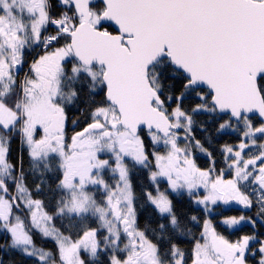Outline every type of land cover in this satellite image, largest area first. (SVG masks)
Segmentation results:
<instances>
[{
	"label": "snow or ice",
	"instance_id": "1",
	"mask_svg": "<svg viewBox=\"0 0 264 264\" xmlns=\"http://www.w3.org/2000/svg\"><path fill=\"white\" fill-rule=\"evenodd\" d=\"M0 231L30 264H264V0H0Z\"/></svg>",
	"mask_w": 264,
	"mask_h": 264
},
{
	"label": "trees",
	"instance_id": "2",
	"mask_svg": "<svg viewBox=\"0 0 264 264\" xmlns=\"http://www.w3.org/2000/svg\"><path fill=\"white\" fill-rule=\"evenodd\" d=\"M234 140V137H228L225 136L222 140L221 143L228 141V142H232ZM11 156L13 158V161L16 159L17 156V150H16V146H13V151L11 153ZM198 164H203V160L198 159L197 160ZM216 210L219 211V214L214 215L215 219L218 221V219H220L224 213H228L229 215H240L241 210L240 209H236V208H232L230 211H227L224 209V207H222V205H219L216 207ZM254 211V210H253ZM252 213L250 212L249 215H251ZM245 231H247V229H245ZM225 235H227L228 233H224ZM3 238V233H0V245H3L4 242L2 241ZM231 239H235V236H231ZM0 258H2L5 261V264H23L25 262V264H30V262L26 259L21 257L18 253L16 252H8L6 250H4L3 248H0Z\"/></svg>",
	"mask_w": 264,
	"mask_h": 264
},
{
	"label": "rangeland",
	"instance_id": "3",
	"mask_svg": "<svg viewBox=\"0 0 264 264\" xmlns=\"http://www.w3.org/2000/svg\"><path fill=\"white\" fill-rule=\"evenodd\" d=\"M10 158L13 160L12 156H10ZM218 206H219V205H218ZM216 207H217V206H215V211H214V214H215V215L219 214V211L216 210ZM222 207H224V209L227 210V211H230L232 208H238V209H239V207H238L237 205H235V204H232V205H225V206L222 205ZM223 216H231V215H229L228 213H224ZM218 220H219V219H218ZM0 233H3V232L0 231ZM6 239H7V237H6V235L3 233L2 241L5 243V242H6ZM23 264H25V262H24Z\"/></svg>",
	"mask_w": 264,
	"mask_h": 264
},
{
	"label": "flooded vegetation",
	"instance_id": "4",
	"mask_svg": "<svg viewBox=\"0 0 264 264\" xmlns=\"http://www.w3.org/2000/svg\"><path fill=\"white\" fill-rule=\"evenodd\" d=\"M69 127H71V125L69 124ZM76 130H79V128H77ZM13 146H16L15 144L13 145ZM226 178H227V176H226ZM220 205H223V204H220ZM223 206H225V205H223ZM237 209V208H236ZM255 211V210H254Z\"/></svg>",
	"mask_w": 264,
	"mask_h": 264
}]
</instances>
